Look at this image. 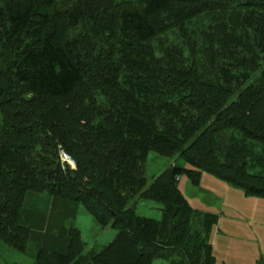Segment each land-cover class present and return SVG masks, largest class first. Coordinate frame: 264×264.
Here are the masks:
<instances>
[{
    "label": "trees",
    "instance_id": "obj_1",
    "mask_svg": "<svg viewBox=\"0 0 264 264\" xmlns=\"http://www.w3.org/2000/svg\"><path fill=\"white\" fill-rule=\"evenodd\" d=\"M42 2L0 0V239L22 252L33 239L32 264H217V215L192 227L178 178L207 171L264 198V68L248 83L264 62V0ZM202 15L203 67L184 38ZM150 151L190 168L146 187ZM29 191L52 198L39 231L23 221ZM135 197L160 203L161 219L138 215ZM78 204L116 230L99 251L64 224Z\"/></svg>",
    "mask_w": 264,
    "mask_h": 264
},
{
    "label": "rangeland",
    "instance_id": "obj_2",
    "mask_svg": "<svg viewBox=\"0 0 264 264\" xmlns=\"http://www.w3.org/2000/svg\"><path fill=\"white\" fill-rule=\"evenodd\" d=\"M52 6L53 0H43L42 8L49 12L52 11ZM208 23L209 17L202 15L186 24L184 38L194 43L201 66L204 63L206 47L203 43L202 31L204 28L207 29ZM180 34L177 30L170 31L168 39L183 44ZM183 46L186 47L185 44ZM263 68L264 62L248 83L253 81ZM235 135L239 139L240 135L236 132ZM252 148L253 152H257L260 146L256 144ZM60 161L63 166L76 168L74 159L63 150H60ZM176 163L190 168V165L178 154L162 156L150 151L144 162L146 187L157 175ZM178 188L195 213V217L191 219L192 227L199 226L200 215L206 213L217 215L218 222L216 227H213L215 229L211 231L210 239L213 242V252L219 264H259L261 259H264V198L247 195L242 187L220 179L207 171L200 173L197 184L193 183L188 175H180ZM128 206H133L140 216L156 220L162 217L161 204L156 201L141 200L135 197L129 201ZM24 209V223L35 231H39L41 229L37 225L41 223L42 215L51 212L52 198L46 192L29 191L25 195ZM64 224L67 230L71 226L79 230V236L84 243V252L101 250L112 241L116 234V230L110 225L99 224L81 204L76 207V217L65 220ZM56 230H60V225L56 226ZM36 254L37 247L33 239L28 240L25 252L16 250L0 239V264H32ZM169 263L168 259L154 258L151 264Z\"/></svg>",
    "mask_w": 264,
    "mask_h": 264
},
{
    "label": "crops",
    "instance_id": "obj_3",
    "mask_svg": "<svg viewBox=\"0 0 264 264\" xmlns=\"http://www.w3.org/2000/svg\"><path fill=\"white\" fill-rule=\"evenodd\" d=\"M218 222V221H217ZM216 225H217V223L213 226V227H216ZM213 227H212V229H213ZM215 229V228H214ZM213 229V230H214ZM212 231V230H211ZM218 231V230H217ZM210 241H211V244H212V248H213V242H212V240L210 239ZM213 254H214V252H213ZM214 256H215V254H214ZM215 260H216V262H217V259H216V257H215ZM217 264H219L218 262H217Z\"/></svg>",
    "mask_w": 264,
    "mask_h": 264
}]
</instances>
